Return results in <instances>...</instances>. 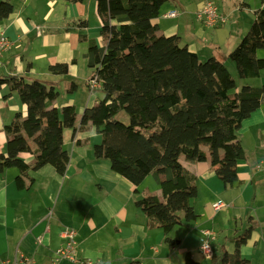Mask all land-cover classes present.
I'll return each instance as SVG.
<instances>
[{
    "label": "trees",
    "instance_id": "trees-1",
    "mask_svg": "<svg viewBox=\"0 0 264 264\" xmlns=\"http://www.w3.org/2000/svg\"><path fill=\"white\" fill-rule=\"evenodd\" d=\"M79 2L83 0H65ZM101 18L99 45L89 40L85 54L103 96L83 112L78 126L74 105L54 106L60 91L42 80L23 76H0V90L7 85L17 91L27 112H17L4 126L7 152H0V173L20 170V190L29 189L33 171L46 164L64 175L70 162L64 130L74 133L92 124L102 136L94 144L96 159H106L114 171L135 185V193L148 176L161 188L136 199L147 216L149 228H160L168 236L175 228L178 213L184 222L199 218L192 201L198 196L197 176L181 161H210L225 187L239 182L238 164L246 158L241 140L242 123L262 104L264 83L238 87L225 62L215 56L201 60L197 52L181 44L178 34L159 33L156 19L167 0H95ZM14 12L9 0L0 1V21ZM85 39L86 36L82 35ZM264 7L255 11V20L239 44L229 53L240 78L258 77L264 70ZM76 62V60H73ZM69 62H57L49 70L66 75ZM90 78V79H91ZM125 112L129 122L118 119ZM34 156L32 163L21 157ZM253 224L234 238L235 250L214 245L212 264H251L241 247L251 237ZM171 246L179 240L167 238ZM178 242V244H176ZM187 264H201L186 253ZM131 264H143L133 260Z\"/></svg>",
    "mask_w": 264,
    "mask_h": 264
},
{
    "label": "crops",
    "instance_id": "crops-1",
    "mask_svg": "<svg viewBox=\"0 0 264 264\" xmlns=\"http://www.w3.org/2000/svg\"><path fill=\"white\" fill-rule=\"evenodd\" d=\"M9 1L14 5V12L0 21V33L10 38L13 46L1 59L0 76L18 75L55 86L60 95L53 105L59 108L74 105L79 126L85 109L103 96L101 90L91 93L90 89L85 95L76 82L80 78V83L89 88L87 82L93 69L85 57L88 48L85 50L84 46H89L88 39H94L99 45L105 43L100 33L97 3L95 0L74 3L65 0ZM59 2L66 15L63 20L56 6ZM203 2L167 0L161 11L165 8L164 15L171 10L178 11V16L172 18L177 23L163 32L158 18L156 22L162 34H178L181 42L186 39V45L199 56L208 53L207 57L218 58L214 47L206 43L211 41L217 48L221 47L220 26L214 27L209 40V27L195 17ZM240 4L251 9L243 0ZM220 10L227 14L224 9ZM91 18L95 19V24ZM236 20L241 22V19ZM242 26L243 23L240 28ZM94 28L99 29L97 37L91 36ZM82 35L86 38H81ZM227 42L229 48L236 43ZM57 62L71 64L68 74L50 72V66ZM84 64L87 66L85 74L79 69ZM17 112L26 115L27 106L21 102L17 91H10L5 85L0 90V152H7L4 126L12 122ZM239 132L246 158L238 164L239 182L231 187H225L209 160L193 163L181 158L184 166L197 176L199 192L192 204L199 218L187 223L179 212L173 229L181 226L179 236L171 237L172 232L165 236L160 228H149L146 214L137 207L136 199L148 191L135 193V185L114 171L109 160L95 158L93 146L102 137L96 127L89 123L75 133L65 128L64 143L70 153V162L64 175L46 164L32 172L35 178L32 186L20 190L16 182L19 168H7L0 173V263L22 254L31 259L27 264H62L54 261V253L63 246L62 233L72 227L77 232V257L92 259L95 264H131L133 260L143 264H174L172 251L176 245L171 246L168 237L179 239L182 244L191 234L201 238L202 230L211 228L217 233L215 245H223L227 251L234 252V238L253 224L251 237L241 247V254L250 259L251 264H264V169L256 168V164L264 160V99L243 121ZM246 133L261 147H247ZM21 157L27 163L34 159L31 153ZM218 202L223 205L218 207ZM200 244L199 240L197 253L185 247L195 260L198 255L204 257Z\"/></svg>",
    "mask_w": 264,
    "mask_h": 264
},
{
    "label": "rangeland",
    "instance_id": "rangeland-1",
    "mask_svg": "<svg viewBox=\"0 0 264 264\" xmlns=\"http://www.w3.org/2000/svg\"><path fill=\"white\" fill-rule=\"evenodd\" d=\"M198 1H200V0H192V3L198 2ZM262 1L263 0H243V2L249 3L251 5V9H250L249 7H241V4H240L241 0H219L218 3L220 5V8L224 9L225 12L228 14V15L226 14L228 16L227 24H225L224 26H220L221 31L218 32L220 39L222 40L221 47L217 48L215 45H213L211 43V41L206 43L209 46H213L214 47L213 50L215 52H217V54H218V59L225 62L228 69L230 70L233 77L235 78L238 87H240L242 85L260 86L264 83V70L261 71V73L258 77L246 78V79L240 78L235 62L228 57L229 53L239 44V42L243 38V36L246 35V33L249 31L252 23L255 20V11L259 8H262ZM56 6H57V10H59V14L61 16V19L63 20L66 15L63 13V8H62L61 3L59 2ZM164 10H165V8L161 11L160 18H158L160 20V24L162 25V28H163L162 31L163 32H165L164 29L167 30L171 25H175L177 23L172 18H169V19H167V17L164 18L165 17V16L163 17ZM236 19H241V22L238 23ZM91 22H92V24H95V19L91 18ZM241 23H243V26L240 28ZM205 27H208V26H205ZM239 28H240V30H239ZM213 30H214V27L207 28V31H208L207 34L209 35V40L211 38L210 36H212ZM159 33L162 34V32H160V30H159ZM98 35H99V29L94 28L91 36L97 37ZM228 38H231V39H228ZM228 40H230L232 43H233V41L236 43L229 48V43L227 42ZM181 44L186 45V39L184 41H182ZM87 48L88 47L84 46L85 50H87ZM207 55H208V53H205V54L201 53L200 59L206 60L208 57L211 56V55H209L207 57ZM258 56L264 57V49H260L258 51ZM79 69H80L81 73L85 74L87 71L86 64H84V66L81 65L79 67ZM28 80H30V82H31L32 79H28ZM79 80H81V79L79 78L78 81H76V82L78 84H80V87L82 88V92H84V94L86 95L89 88L88 89H87V87L85 88V84L80 83ZM71 85H72V83L70 84L69 89H71ZM86 90H87V92H86ZM118 119L122 120L125 123L129 122V116L125 112H121L118 115ZM245 144L247 147H261V146H258L256 140L253 137H250L247 133L245 134ZM144 190L148 191L147 193L150 192V193H156L157 194L158 192L159 193L161 192V188L156 183L153 176H148L145 179V181L141 184L140 191L142 192ZM180 228H181V226H178L175 231H172V233H171L172 235H170V236L171 237L179 236L178 231ZM183 231H185V230H183ZM163 235H165V234L163 233ZM181 239L183 240L184 238L181 237ZM177 240H179V239H177ZM199 240H200L199 236L197 237L196 234L193 233V234H191V236L189 237L187 242H184L185 244L182 243V244L176 245L175 250L172 251V253L174 255V264H187L186 263L187 248L185 249V247L189 246L188 248L194 249L195 252L197 253V251H198L197 247H198ZM65 243H66V239L64 238L63 245ZM195 258L200 260L201 264H212L211 260L209 258L202 257V255H198V257H195ZM60 263H62V264H74L72 261L66 260V259L60 260ZM53 264H55V263L53 262Z\"/></svg>",
    "mask_w": 264,
    "mask_h": 264
},
{
    "label": "built area",
    "instance_id": "built-area-1",
    "mask_svg": "<svg viewBox=\"0 0 264 264\" xmlns=\"http://www.w3.org/2000/svg\"><path fill=\"white\" fill-rule=\"evenodd\" d=\"M164 16L169 18L177 17L178 11L171 10ZM195 17L201 24L208 27H218L228 22V17L221 12L215 0H205L196 10ZM12 46L13 41L5 33H0V62L5 52L9 51ZM88 87L91 93H93L96 88L100 87V82L96 77L91 78L88 81ZM256 168L258 170L264 169V160L258 162ZM222 205V202L217 203L218 207ZM76 233V230L72 227L67 228L62 233V237L66 239V243L55 251L54 261L58 263L60 260L66 259L72 261L74 264H95L92 259L77 257ZM202 240L208 241L210 248L202 251L200 244V251L204 257L211 259L214 256V245L217 241V233L211 228H205L201 233L200 241ZM30 260L25 255L18 254L14 259L2 260L0 264H27Z\"/></svg>",
    "mask_w": 264,
    "mask_h": 264
},
{
    "label": "clouds",
    "instance_id": "clouds-1",
    "mask_svg": "<svg viewBox=\"0 0 264 264\" xmlns=\"http://www.w3.org/2000/svg\"><path fill=\"white\" fill-rule=\"evenodd\" d=\"M207 248H210V245H209L208 241L202 240L201 241V250L204 251Z\"/></svg>",
    "mask_w": 264,
    "mask_h": 264
}]
</instances>
